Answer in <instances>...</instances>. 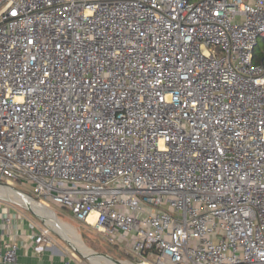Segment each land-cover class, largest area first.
I'll return each instance as SVG.
<instances>
[{"label":"built area","instance_id":"built-area-1","mask_svg":"<svg viewBox=\"0 0 264 264\" xmlns=\"http://www.w3.org/2000/svg\"><path fill=\"white\" fill-rule=\"evenodd\" d=\"M262 37L264 0H0V187L128 264H264ZM15 206L59 232L0 194L1 263Z\"/></svg>","mask_w":264,"mask_h":264},{"label":"rangeland","instance_id":"rangeland-1","mask_svg":"<svg viewBox=\"0 0 264 264\" xmlns=\"http://www.w3.org/2000/svg\"><path fill=\"white\" fill-rule=\"evenodd\" d=\"M257 53L261 56H263L264 54V37L259 39V47L257 49ZM16 189L26 191V188L20 186L19 184L17 185ZM12 200L14 199L12 198ZM49 206L52 211H54L58 216H60V218L63 220V223L72 226L77 231V236L79 235L81 237V240L84 245L92 252L101 254L99 256L104 257L103 259H105L110 264H128V262H132L131 258L126 254V251L124 249L120 250L119 248H116L114 245L110 244L101 234H98L93 229L87 227L86 225L80 222H77L69 209L51 203L49 204ZM15 207L21 209L20 211L22 212V214L30 217L32 220H35L39 224H41L40 219L36 216H33L32 212L27 211L25 207ZM42 213L44 214V216H47L49 218H52L55 215L53 212L44 211L43 209ZM53 239L56 242L54 246L58 250L63 252L65 255H68L70 258L74 257L73 259L78 264H93L91 261L87 260L80 253H78L70 243L62 239L61 234L59 232L56 231L53 233ZM109 256L121 263L115 262ZM149 261L155 262L156 258L151 256L149 258Z\"/></svg>","mask_w":264,"mask_h":264},{"label":"crops","instance_id":"crops-1","mask_svg":"<svg viewBox=\"0 0 264 264\" xmlns=\"http://www.w3.org/2000/svg\"><path fill=\"white\" fill-rule=\"evenodd\" d=\"M25 217L26 219L17 221L21 233V236L15 239L21 246L17 264H63L66 262L78 264L72 257L65 255L55 246L50 249L36 247L31 238V230L29 228V221L32 219L26 215ZM11 239V237L5 235L3 241ZM0 264L6 263L0 262Z\"/></svg>","mask_w":264,"mask_h":264},{"label":"bare ground","instance_id":"bare-ground-1","mask_svg":"<svg viewBox=\"0 0 264 264\" xmlns=\"http://www.w3.org/2000/svg\"><path fill=\"white\" fill-rule=\"evenodd\" d=\"M0 194L9 195L10 197L14 198V200H16L17 202L25 206H29L32 210H34L41 216L47 218L48 220H50L51 224L55 227V229L58 230L57 228H59L58 231L74 247V249H76L78 253H80L87 260L91 261L93 264L109 263L105 259H103L104 257H101L95 254L94 252H92L90 249H88L82 242L81 237L79 235L77 236V231L72 226L61 222L53 211L34 204L32 200L26 197H22L19 193H17L15 190H12L10 188L0 187ZM42 209L44 211L53 212L56 216L54 215V217L52 218L44 216V214L42 213ZM86 255L88 258L86 257Z\"/></svg>","mask_w":264,"mask_h":264},{"label":"trees","instance_id":"trees-1","mask_svg":"<svg viewBox=\"0 0 264 264\" xmlns=\"http://www.w3.org/2000/svg\"><path fill=\"white\" fill-rule=\"evenodd\" d=\"M257 49H258V48H257ZM255 57H256V59H255V60H256V63H259L263 56L259 55V54L257 53V51H256V56H255ZM116 248H117V247H116Z\"/></svg>","mask_w":264,"mask_h":264},{"label":"water","instance_id":"water-1","mask_svg":"<svg viewBox=\"0 0 264 264\" xmlns=\"http://www.w3.org/2000/svg\"><path fill=\"white\" fill-rule=\"evenodd\" d=\"M76 250V249H75ZM77 251V250H76ZM95 254H97V255H101V254H98V253H95ZM108 256V255H107ZM110 257V256H109ZM111 258V257H110ZM111 259H113V258H111ZM114 260V259H113ZM115 262H117V263H121V262H119V261H117V260H114Z\"/></svg>","mask_w":264,"mask_h":264}]
</instances>
